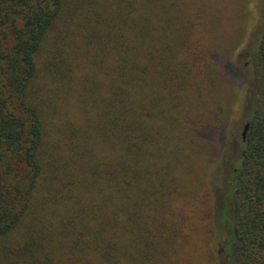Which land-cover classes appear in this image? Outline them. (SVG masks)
I'll return each mask as SVG.
<instances>
[{
    "label": "trees",
    "instance_id": "1",
    "mask_svg": "<svg viewBox=\"0 0 264 264\" xmlns=\"http://www.w3.org/2000/svg\"><path fill=\"white\" fill-rule=\"evenodd\" d=\"M197 6L0 0V264H185L184 251L189 264L193 233L177 221L186 116L189 133L207 138L227 117L196 120L186 97V25L199 23ZM253 72L224 207L218 214L209 199L195 240L205 264H220V222L225 264H264V20Z\"/></svg>",
    "mask_w": 264,
    "mask_h": 264
},
{
    "label": "rangeland",
    "instance_id": "2",
    "mask_svg": "<svg viewBox=\"0 0 264 264\" xmlns=\"http://www.w3.org/2000/svg\"><path fill=\"white\" fill-rule=\"evenodd\" d=\"M194 2L201 18L196 26H190L196 14L186 13V21H191L186 25V47L193 49V53L186 51V61L189 62V69H186L190 72L186 76V97H194L193 116L202 114L205 119L216 118L219 113L227 116L223 122L212 121L214 125L210 127H218L217 138L214 133L208 138L189 133L191 124L186 116V199L178 203L180 211L185 210V216L178 215L177 221L189 224L188 232L193 233L189 238V252L192 254L189 264H205L204 259L196 257L194 244L198 234L204 231L200 227L207 222L204 217L209 199L217 213H221L226 186L238 164L240 141L253 106V57L263 28L264 0ZM186 107L191 106L186 104ZM194 118L199 120L196 116ZM207 124H199L203 132ZM196 191L201 193L200 197H193ZM220 227L222 230L215 237L213 248L217 260L225 264L228 235L222 222ZM186 252L183 255L185 264L189 260Z\"/></svg>",
    "mask_w": 264,
    "mask_h": 264
},
{
    "label": "water",
    "instance_id": "3",
    "mask_svg": "<svg viewBox=\"0 0 264 264\" xmlns=\"http://www.w3.org/2000/svg\"><path fill=\"white\" fill-rule=\"evenodd\" d=\"M249 126H250V123H247V124L245 125L244 131H243V139H244V140H245L246 137H247V132H248Z\"/></svg>",
    "mask_w": 264,
    "mask_h": 264
}]
</instances>
